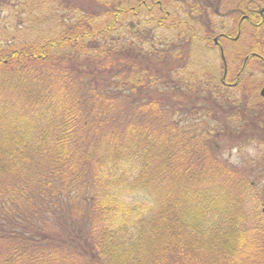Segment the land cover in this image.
<instances>
[{
  "label": "trees",
  "instance_id": "obj_1",
  "mask_svg": "<svg viewBox=\"0 0 264 264\" xmlns=\"http://www.w3.org/2000/svg\"><path fill=\"white\" fill-rule=\"evenodd\" d=\"M243 10L244 0H0V20L14 23L0 26V264L258 254L242 215L248 199L260 218L262 196L214 148L226 137L243 147L244 113H256L224 87L213 41Z\"/></svg>",
  "mask_w": 264,
  "mask_h": 264
},
{
  "label": "flooded vegetation",
  "instance_id": "obj_2",
  "mask_svg": "<svg viewBox=\"0 0 264 264\" xmlns=\"http://www.w3.org/2000/svg\"><path fill=\"white\" fill-rule=\"evenodd\" d=\"M237 17L239 19L234 26L235 31L215 37L213 39L214 46L218 48L224 64L222 78L224 87L237 89L244 82V87L241 86L242 90L244 88V96L239 95L241 99H244V111L248 112L247 109L250 108L251 111L261 109L260 113H244V153L248 148L247 145L250 144L248 140L255 139L254 135L248 134V124L250 123L254 129L253 132H256V136L260 137L261 140L257 143L259 142L264 151V143H260L264 139V125L258 123L259 120H264V0H244V10L238 12ZM228 19L230 20L229 17ZM230 25L232 26L231 20ZM242 31H244V58L237 68L236 78L230 79L229 76L233 68L226 60L224 40L237 42L242 37ZM232 37H237V39L234 40ZM239 90L241 91V89ZM258 153L262 158L260 162L264 164V152L258 151ZM252 184L256 185L255 182Z\"/></svg>",
  "mask_w": 264,
  "mask_h": 264
},
{
  "label": "rangeland",
  "instance_id": "obj_3",
  "mask_svg": "<svg viewBox=\"0 0 264 264\" xmlns=\"http://www.w3.org/2000/svg\"><path fill=\"white\" fill-rule=\"evenodd\" d=\"M221 12H225V9H221ZM234 15H236V14L234 13ZM234 15L233 14L229 15V18L232 21V26H230V28L235 26V22H237V20L234 18ZM9 23H11V22H9ZM9 23L7 20V15H4V13H3L2 14V20H0V26L10 25ZM129 23L131 24L132 21ZM11 24L14 25L13 22ZM243 29H244V27H243ZM232 38H234V40L237 39V37H232ZM226 40H224V44L228 48L227 51L230 55L231 62H232L230 65L233 68V69H231V73H230L229 78L233 79L234 77L236 78V74L238 72L237 68L242 63V60H237V58L235 60V56H236V52L242 49V41L244 42V31H242L241 40L237 41L238 42L237 45L230 44V42L235 43V41L230 40V42H226ZM203 44L204 45H202V46L205 48V50L210 51L212 49L210 44H207V43L206 44L203 43ZM209 47H210V49H209ZM192 52H193V50L190 52V57H188V62L191 58ZM200 52H201V50H199L197 52V55H199ZM211 52H212V54L209 55L210 57L219 56V53H217L216 51H211ZM194 57H195V55L193 54V59H194ZM193 59H192L191 63L193 62ZM211 59H213V57ZM204 60H206V59H204ZM206 62H208V61L206 60ZM243 85H244V82H242L241 86H243ZM237 90L238 89L231 90L232 94H234L236 92L237 95H235V97H238L239 95L242 96L244 88L240 92ZM233 107H235V106H233ZM256 113H260V110L256 109ZM214 116H215V114H214ZM208 121L212 126L215 125V121H213V117L211 119H208ZM256 140L259 141L261 139H260V137H256ZM256 140L251 141V143L247 145L248 148H246V153H244V146L243 147H238V146L235 147V145L238 142H234V140L231 139V137H226L222 141L217 138L216 141L214 142V148L216 149V155H217L216 157L220 161H222L223 163L228 165L229 168L237 169L239 172H241L243 174H244V171L247 169L248 175L251 176L252 178H254V180L256 182V186L258 187L257 192H259L258 195L262 196V199H261L262 202H260L258 204V211L261 215L260 218L254 217V209H255L254 206L255 205L253 204V202L247 201L248 199L244 200V198H243V200H244L243 201L244 202V209H243L244 213L242 215V219L244 221L243 234L244 233L247 234L248 241H249L246 243L253 245L255 248H257V251L259 250V252H258V254H254L250 258H247V259H244V256L239 254L237 256V263L236 264H264V164H262L260 162V160H262V158H261V154L258 153V151L259 152H264V151H263L262 147H260L259 142L257 143ZM260 143L263 144L264 139ZM252 160H254L255 162H252ZM244 163H246V165H244ZM145 198L147 199V197H144L143 195L139 194L137 196H131L128 198L126 197L125 200L127 199L128 201L133 202V201H143V200H145ZM229 264H235V263L230 262Z\"/></svg>",
  "mask_w": 264,
  "mask_h": 264
}]
</instances>
